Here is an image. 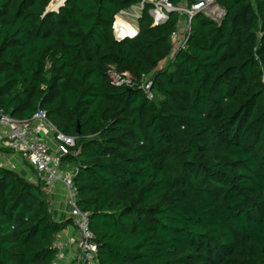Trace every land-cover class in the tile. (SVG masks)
I'll list each match as a JSON object with an SVG mask.
<instances>
[{
	"label": "trees",
	"instance_id": "16d2710c",
	"mask_svg": "<svg viewBox=\"0 0 264 264\" xmlns=\"http://www.w3.org/2000/svg\"><path fill=\"white\" fill-rule=\"evenodd\" d=\"M138 1L0 0V112L44 109L76 137L66 159L96 264H264V0H219L220 22L198 13L173 57L176 11L154 25L146 9L137 35L115 38ZM71 223L0 165V264H52Z\"/></svg>",
	"mask_w": 264,
	"mask_h": 264
},
{
	"label": "built area",
	"instance_id": "2783aa9c",
	"mask_svg": "<svg viewBox=\"0 0 264 264\" xmlns=\"http://www.w3.org/2000/svg\"><path fill=\"white\" fill-rule=\"evenodd\" d=\"M148 9L153 18V24L166 22L174 11L180 15L176 29L171 34L173 43L172 57L188 46L192 30V20L198 13L220 22L224 16V8L219 0H196L190 5L182 0L178 5L170 0H139L128 8L121 9L116 15L114 36L117 40L132 37L139 33V19ZM127 25H131L132 32H127ZM111 81L117 86H126L132 83V75L128 71L119 72L112 67L109 71ZM142 87L148 96L153 98L152 80L143 76ZM76 137L61 132L51 122L47 111L39 109L27 119H20L8 113L0 112V147L10 148L19 153L23 160L32 166L39 182L50 196L58 183L66 189V204L69 207V216L76 230V237L59 238L56 240V254L52 264H96L99 244L90 225V213L80 208L77 203L78 188L74 177L72 163L66 159L67 155L77 154L73 148ZM1 155V153H0ZM0 165L16 169V165L4 161Z\"/></svg>",
	"mask_w": 264,
	"mask_h": 264
},
{
	"label": "crops",
	"instance_id": "0c3cea01",
	"mask_svg": "<svg viewBox=\"0 0 264 264\" xmlns=\"http://www.w3.org/2000/svg\"><path fill=\"white\" fill-rule=\"evenodd\" d=\"M0 147V164L5 160L16 165V170L22 173L26 178L34 183H38L39 176L36 170L30 166L22 156L14 151H1ZM52 204V209L57 220H65L69 216V207L66 204V189L62 183H58L55 186V190L49 196ZM76 237L75 227L68 225L59 235V238Z\"/></svg>",
	"mask_w": 264,
	"mask_h": 264
},
{
	"label": "rangeland",
	"instance_id": "374dc122",
	"mask_svg": "<svg viewBox=\"0 0 264 264\" xmlns=\"http://www.w3.org/2000/svg\"><path fill=\"white\" fill-rule=\"evenodd\" d=\"M60 2V1H59ZM59 2H55L53 3V1L51 2L50 6H49V9H53L54 6H56ZM61 6V5H60ZM59 6V7H60ZM59 7L57 9H53V10H59ZM135 24H138L136 21H134ZM12 151L10 148H1V151Z\"/></svg>",
	"mask_w": 264,
	"mask_h": 264
},
{
	"label": "bare ground",
	"instance_id": "6f19581e",
	"mask_svg": "<svg viewBox=\"0 0 264 264\" xmlns=\"http://www.w3.org/2000/svg\"><path fill=\"white\" fill-rule=\"evenodd\" d=\"M127 32H132L133 31V28H132V26L131 25H127Z\"/></svg>",
	"mask_w": 264,
	"mask_h": 264
},
{
	"label": "water",
	"instance_id": "95a60500",
	"mask_svg": "<svg viewBox=\"0 0 264 264\" xmlns=\"http://www.w3.org/2000/svg\"><path fill=\"white\" fill-rule=\"evenodd\" d=\"M77 130L79 131V125H78V127H77Z\"/></svg>",
	"mask_w": 264,
	"mask_h": 264
}]
</instances>
